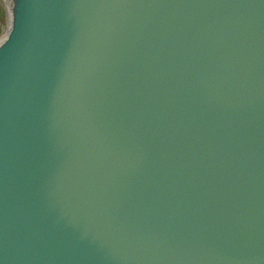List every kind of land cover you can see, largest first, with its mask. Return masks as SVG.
<instances>
[{
  "label": "water",
  "instance_id": "obj_1",
  "mask_svg": "<svg viewBox=\"0 0 264 264\" xmlns=\"http://www.w3.org/2000/svg\"><path fill=\"white\" fill-rule=\"evenodd\" d=\"M0 264H264V0H2Z\"/></svg>",
  "mask_w": 264,
  "mask_h": 264
},
{
  "label": "rangeland",
  "instance_id": "obj_2",
  "mask_svg": "<svg viewBox=\"0 0 264 264\" xmlns=\"http://www.w3.org/2000/svg\"><path fill=\"white\" fill-rule=\"evenodd\" d=\"M7 23L8 19L5 11V5L4 2L0 0V35L6 31Z\"/></svg>",
  "mask_w": 264,
  "mask_h": 264
}]
</instances>
